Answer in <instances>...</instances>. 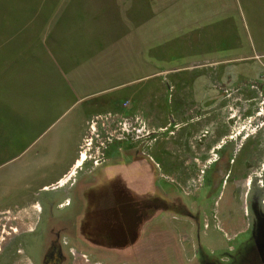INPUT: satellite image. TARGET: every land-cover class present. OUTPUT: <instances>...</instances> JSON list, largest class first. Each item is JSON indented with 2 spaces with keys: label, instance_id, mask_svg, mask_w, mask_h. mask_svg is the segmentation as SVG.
<instances>
[{
  "label": "rangeland",
  "instance_id": "1",
  "mask_svg": "<svg viewBox=\"0 0 264 264\" xmlns=\"http://www.w3.org/2000/svg\"><path fill=\"white\" fill-rule=\"evenodd\" d=\"M256 226L264 0H0V264H257Z\"/></svg>",
  "mask_w": 264,
  "mask_h": 264
},
{
  "label": "flooded vegetation",
  "instance_id": "2",
  "mask_svg": "<svg viewBox=\"0 0 264 264\" xmlns=\"http://www.w3.org/2000/svg\"><path fill=\"white\" fill-rule=\"evenodd\" d=\"M131 187H132V189H134L133 186H131ZM249 231H250V227H248V232ZM256 235H257V237L259 235L260 238L262 239V241L259 238L256 239L253 237V242L251 245H254V249H255L256 256L254 255V258L256 257L257 264H264V227H261V226L257 227ZM234 252H236V249ZM243 254L244 255L242 256L241 259L246 260L244 257H245V254H247V251H245ZM61 256H63L62 252L58 248H55V250L50 253L49 258H47L46 262H47V264H50L52 262L56 264L55 260H57V258L61 259ZM232 260H231V263L233 264L234 261H232ZM252 262H254V261L252 260ZM249 264H251V263H249Z\"/></svg>",
  "mask_w": 264,
  "mask_h": 264
},
{
  "label": "bare ground",
  "instance_id": "3",
  "mask_svg": "<svg viewBox=\"0 0 264 264\" xmlns=\"http://www.w3.org/2000/svg\"><path fill=\"white\" fill-rule=\"evenodd\" d=\"M86 160V155L84 152H82L78 158V160L75 162L76 163V166L80 165L82 162H84ZM66 182V178H63V179H60L57 181L56 185L59 184V185H63L65 184Z\"/></svg>",
  "mask_w": 264,
  "mask_h": 264
},
{
  "label": "crops",
  "instance_id": "4",
  "mask_svg": "<svg viewBox=\"0 0 264 264\" xmlns=\"http://www.w3.org/2000/svg\"><path fill=\"white\" fill-rule=\"evenodd\" d=\"M222 5V4H221ZM221 5H219V6H217V9H219V7H221ZM213 31L215 30V27H213V29H212ZM227 30H228V28H227ZM230 31H231V28H230ZM136 34H140L139 32H137ZM137 39L139 40V38L137 37ZM217 42L219 43V46H218V50L216 51V53L215 54H218V55H222V53H220L221 52V39L220 40H217ZM140 49V48H139ZM234 53H236V49H234ZM225 55H227V56H230L231 54L230 53H228V54H225ZM63 173V172H62ZM62 177H59V179H61ZM97 212V211H96Z\"/></svg>",
  "mask_w": 264,
  "mask_h": 264
}]
</instances>
